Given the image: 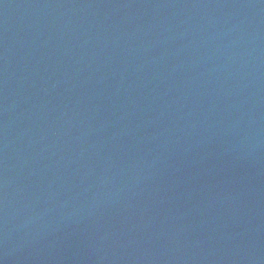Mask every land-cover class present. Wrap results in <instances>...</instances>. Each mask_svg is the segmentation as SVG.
<instances>
[{
	"label": "water",
	"instance_id": "obj_1",
	"mask_svg": "<svg viewBox=\"0 0 264 264\" xmlns=\"http://www.w3.org/2000/svg\"><path fill=\"white\" fill-rule=\"evenodd\" d=\"M0 264H264V0H0Z\"/></svg>",
	"mask_w": 264,
	"mask_h": 264
}]
</instances>
